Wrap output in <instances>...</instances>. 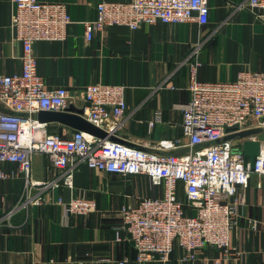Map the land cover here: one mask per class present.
Segmentation results:
<instances>
[{"label": "built area", "instance_id": "obj_1", "mask_svg": "<svg viewBox=\"0 0 264 264\" xmlns=\"http://www.w3.org/2000/svg\"><path fill=\"white\" fill-rule=\"evenodd\" d=\"M12 1V28L15 39L23 45V66L19 74H0V167L17 164L18 170L0 168V181L24 177V191L16 209L41 203L40 195L55 186L72 189L74 175L83 166L124 177L145 175L153 186L163 187L162 198H142L135 206H124L116 226V241L134 244L138 264L169 262L177 246L182 250L181 264L196 262L206 246L221 251L224 260L232 254L242 259L233 233L239 227L243 191L251 178L257 177L258 186H264V143L250 160L240 148L245 139H239L237 145L232 135L237 136L252 123L264 130V72L244 70L232 82L201 81V51L213 36L202 34L181 64L188 69L190 94V101L181 106L185 143L183 139H166L133 147L112 139L128 111L126 87L102 83L87 86L79 97L86 104L84 118L107 132L106 138L84 131H76L70 138L49 135L48 124L40 122L38 115L67 110L74 93L65 87L45 85L38 73L35 45L65 41L72 19L64 3ZM235 6L240 9L245 4ZM246 6L264 23V0H249ZM209 17L210 0L101 2L96 18L84 22L85 36L89 42L108 26L134 31L142 23H196L202 28ZM149 125L153 128L154 122ZM257 138L248 137L253 142ZM180 148L185 152L175 153ZM36 154L45 155L62 175L51 182L32 181ZM58 205L70 215L87 216L96 210V203L86 198H60ZM253 228H257L255 223Z\"/></svg>", "mask_w": 264, "mask_h": 264}, {"label": "crops", "instance_id": "obj_2", "mask_svg": "<svg viewBox=\"0 0 264 264\" xmlns=\"http://www.w3.org/2000/svg\"><path fill=\"white\" fill-rule=\"evenodd\" d=\"M40 1L66 4L72 19L65 41L35 45L38 73L45 85L65 87L74 93L67 110L47 116L54 119L47 123L49 135L72 137L85 116L86 104L79 92L102 83L126 87L128 111L113 139L133 147L183 139L181 106L190 101V94L188 69L181 64L202 34L213 36L201 51V81L232 82L244 70L264 72V23L246 6L249 0H210L209 23L202 28L196 23H142L130 31L115 25L96 33L89 42L84 22L96 18L98 4L132 0ZM239 4L245 7L235 9ZM13 13V1L0 0V74L22 71L24 49L15 39ZM162 84L165 87L159 88ZM244 132L247 136H240ZM241 133L232 138L237 145L239 139H245L240 148L253 160L264 143V130L252 123ZM250 135L258 141L248 139ZM184 152L183 148L175 151ZM32 161L34 182H51L63 173L43 154H36ZM2 167L7 172L18 170L17 164ZM258 185L259 179L254 176L243 191L242 217L233 233L234 245L243 252V258L236 259L232 254L224 260L221 251L206 246L196 262L186 264H264V186ZM24 186L23 176L0 181V264H138L134 244L116 241L120 210L137 205L142 198H162L164 194L163 187L153 186L145 175L124 177L83 166L74 175L72 189L55 186L40 195L41 203L16 209ZM180 197L185 199L181 185ZM60 198L93 200L96 210L87 216L70 215L58 205ZM181 257L182 250L177 246L169 262L148 264H181Z\"/></svg>", "mask_w": 264, "mask_h": 264}, {"label": "water", "instance_id": "obj_3", "mask_svg": "<svg viewBox=\"0 0 264 264\" xmlns=\"http://www.w3.org/2000/svg\"><path fill=\"white\" fill-rule=\"evenodd\" d=\"M60 113H55V112H41L38 115V120L42 123H49L51 120L54 119H50L47 118V116H57ZM81 114H83V112H81ZM81 124H79L78 126H75L77 128V131H84L86 133H89L91 135H94L98 138H106L107 137V132L102 131L101 129H99L98 127L94 126L92 123H90L88 120H86V118H84L83 116L80 118ZM234 130H237V128H234ZM228 132L230 130H227ZM240 136H247V133H241ZM113 139V138H112Z\"/></svg>", "mask_w": 264, "mask_h": 264}]
</instances>
